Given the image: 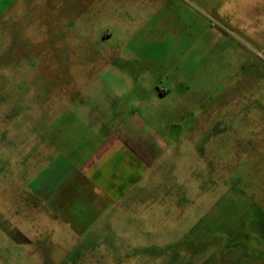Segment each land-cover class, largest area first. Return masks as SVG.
<instances>
[{
  "label": "rangeland",
  "instance_id": "1",
  "mask_svg": "<svg viewBox=\"0 0 264 264\" xmlns=\"http://www.w3.org/2000/svg\"><path fill=\"white\" fill-rule=\"evenodd\" d=\"M100 114L168 145L82 236L10 159L23 145L31 161L51 116L59 129ZM221 242L249 260L264 249V0H0V264H218Z\"/></svg>",
  "mask_w": 264,
  "mask_h": 264
},
{
  "label": "crops",
  "instance_id": "2",
  "mask_svg": "<svg viewBox=\"0 0 264 264\" xmlns=\"http://www.w3.org/2000/svg\"><path fill=\"white\" fill-rule=\"evenodd\" d=\"M133 117L110 124L112 116L100 114L93 119L94 125L57 129L61 117L51 116L47 128L38 127L32 132L31 161L24 159L23 145L10 159L30 168L29 177L22 179L27 194L33 195L38 204L48 206L74 232L88 235L109 209L134 195L137 186L145 188L153 170L162 166L167 131H155L154 136L152 130L142 126L140 118ZM137 125L144 128L135 130L133 126ZM94 246L86 247L92 252ZM257 249L261 254L249 260L224 243L213 247L208 260L218 264H264V249ZM83 256H69L62 264L124 263L113 255Z\"/></svg>",
  "mask_w": 264,
  "mask_h": 264
}]
</instances>
